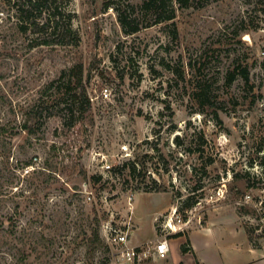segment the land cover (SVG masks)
<instances>
[{"label": "rangeland", "instance_id": "rangeland-1", "mask_svg": "<svg viewBox=\"0 0 264 264\" xmlns=\"http://www.w3.org/2000/svg\"><path fill=\"white\" fill-rule=\"evenodd\" d=\"M139 3L56 0L73 36L44 44L0 0V264H112L103 224L128 221L130 242L146 243L174 204L190 228L169 236L165 258L139 264L189 263L187 237L206 264L249 258L245 241L264 252V0H168L175 17L157 23ZM122 10L150 24L125 33ZM237 62L252 88L227 81ZM75 63L91 99L83 123L37 117ZM196 77L212 103L192 97ZM132 162V175L113 170Z\"/></svg>", "mask_w": 264, "mask_h": 264}, {"label": "trees", "instance_id": "trees-1", "mask_svg": "<svg viewBox=\"0 0 264 264\" xmlns=\"http://www.w3.org/2000/svg\"><path fill=\"white\" fill-rule=\"evenodd\" d=\"M14 9V14L18 18L19 28L22 32L31 30L37 34L40 38V43L51 44L55 40L60 43L66 37L73 36L72 27L70 22L63 23L62 18L59 16L60 12L57 10L56 0H4ZM168 0H140L138 5L139 9L144 12H148L152 17L154 23L171 20L175 17V10L167 7ZM185 6L188 5V0H178ZM108 6V5H106ZM134 13V10H133ZM119 21L122 29L127 34L137 32L141 27L148 26L150 23H141L137 20L136 16H131L127 10H122L119 13ZM56 38V39H51ZM67 73V82L65 88L59 91V95L56 97V103L51 104L47 101H42L37 104L36 116H40L44 111L46 115L58 114L63 119V124L71 127L76 122L82 124L84 121V115L91 110V99L86 91V80L84 78V69L82 63H75L70 66L68 70H63L62 74ZM62 76V75H61ZM61 76L50 81L48 87H54L56 89L60 86ZM239 76L243 83L252 88L249 83V72L245 65L237 62L233 69L229 70L226 74L228 82H232ZM193 88L191 91L192 97L197 100L200 105L205 103H212L209 101V85L202 78L196 77L193 79ZM47 102V103H46ZM56 107V109H55ZM25 128H30L29 125L24 124ZM136 164L134 162L131 165L126 166L124 163L122 166H117L113 170H122L125 167L129 170V175L134 174L136 171ZM95 181L101 179L100 174H94L91 176ZM145 190H150L145 188ZM156 191H164L165 187L158 185L154 187ZM194 201L189 199L185 205L189 206ZM178 232L175 235H180ZM99 234L96 227L92 228L91 240L98 241ZM187 242V243H186ZM186 242L181 244V251L186 252L191 250L188 247V237ZM179 264H183L180 262Z\"/></svg>", "mask_w": 264, "mask_h": 264}, {"label": "built area", "instance_id": "built-area-1", "mask_svg": "<svg viewBox=\"0 0 264 264\" xmlns=\"http://www.w3.org/2000/svg\"><path fill=\"white\" fill-rule=\"evenodd\" d=\"M104 96H107L108 88L102 89ZM103 169H109V164H102ZM183 211V210H182ZM178 204L155 218L157 221L158 236L155 240L132 244L130 242L131 230L128 227L130 222L123 223L126 228H119L111 223H105L102 227V237L111 247L112 264H139L150 256L165 257L170 250L169 236L175 233H184L191 226V217L182 213Z\"/></svg>", "mask_w": 264, "mask_h": 264}, {"label": "crops", "instance_id": "crops-1", "mask_svg": "<svg viewBox=\"0 0 264 264\" xmlns=\"http://www.w3.org/2000/svg\"><path fill=\"white\" fill-rule=\"evenodd\" d=\"M156 217L157 216L154 217V220ZM202 229H205V227H203ZM198 231H200V230H196V231H192V232H198ZM192 232L190 234H192ZM189 239H190V244H191V250L184 252V254L189 255L190 253H193L194 259L192 261H190L189 263H186V264H206L203 257L200 256L197 252L198 245L195 244V242H194V240H192V238H189ZM141 243H143V242H141ZM244 244H245L244 249L247 250V253H249L250 257L246 258L245 260H243V259L237 260V261L233 262L232 264H261V262H262V264H264V252H263V250H260L259 248L252 247L251 245H249V243H247V241H245ZM239 255L242 256V255H246V254L241 253ZM152 257L155 259V258H158L160 256L154 255ZM165 257H160V258H165ZM218 258H219L220 264H229L228 262H226L227 259L222 254L218 255ZM183 264H185V263H183Z\"/></svg>", "mask_w": 264, "mask_h": 264}]
</instances>
